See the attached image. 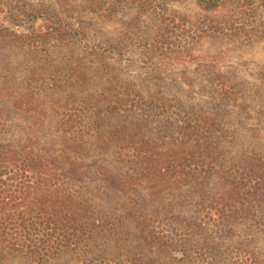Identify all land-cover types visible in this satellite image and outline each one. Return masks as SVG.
<instances>
[{
    "label": "trees",
    "instance_id": "obj_1",
    "mask_svg": "<svg viewBox=\"0 0 264 264\" xmlns=\"http://www.w3.org/2000/svg\"><path fill=\"white\" fill-rule=\"evenodd\" d=\"M244 3L0 0V264H264Z\"/></svg>",
    "mask_w": 264,
    "mask_h": 264
},
{
    "label": "rangeland",
    "instance_id": "obj_2",
    "mask_svg": "<svg viewBox=\"0 0 264 264\" xmlns=\"http://www.w3.org/2000/svg\"><path fill=\"white\" fill-rule=\"evenodd\" d=\"M244 9L256 16V22L260 29L264 28V0H244ZM254 12L256 14H254ZM254 47L246 48L244 56L247 62H259L264 64V38L259 37L253 42Z\"/></svg>",
    "mask_w": 264,
    "mask_h": 264
}]
</instances>
